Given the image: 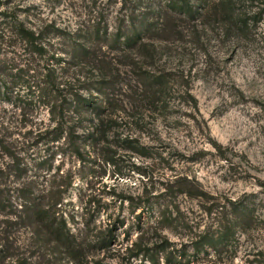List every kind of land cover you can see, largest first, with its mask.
Here are the masks:
<instances>
[{"label":"rangeland","instance_id":"obj_1","mask_svg":"<svg viewBox=\"0 0 264 264\" xmlns=\"http://www.w3.org/2000/svg\"><path fill=\"white\" fill-rule=\"evenodd\" d=\"M0 29V264H264V0H0Z\"/></svg>","mask_w":264,"mask_h":264},{"label":"trees","instance_id":"obj_2","mask_svg":"<svg viewBox=\"0 0 264 264\" xmlns=\"http://www.w3.org/2000/svg\"><path fill=\"white\" fill-rule=\"evenodd\" d=\"M183 10V9H181ZM16 31V36L20 40V42H23L24 45L29 49L30 52H39L42 51L43 47L40 46L38 43L39 34L36 32L29 30L26 28L24 25L19 24L14 27ZM3 35V29H0V35ZM135 35L132 34V37ZM1 37V36H0ZM1 45V44H0ZM1 76V74H0ZM2 80V78L0 77ZM4 84L0 82V90L3 89ZM90 135H93L92 132H88ZM89 136V135H88ZM92 137V136H90ZM27 204V203H26ZM24 204V205H26ZM51 208L49 206H46L44 208L39 207L33 212V217L35 220L43 225V227L47 230L50 231L49 233L54 237L56 241H58L60 244H62L70 253H73V249L70 244L67 243L68 235L65 234L64 227H57L56 222L58 221L56 214L50 210ZM60 221V220H59ZM63 222V221H62ZM102 244H105L106 242L104 240H101Z\"/></svg>","mask_w":264,"mask_h":264}]
</instances>
